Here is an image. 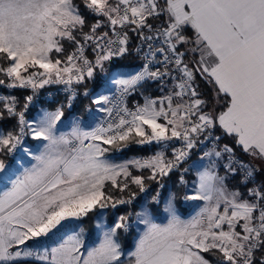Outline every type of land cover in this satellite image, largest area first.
<instances>
[{"label": "snow or ice", "instance_id": "obj_1", "mask_svg": "<svg viewBox=\"0 0 264 264\" xmlns=\"http://www.w3.org/2000/svg\"><path fill=\"white\" fill-rule=\"evenodd\" d=\"M88 16L94 23L84 31ZM154 19L162 23L153 25ZM130 32L147 45L138 49L144 63L134 73L113 75L116 96L93 97L96 111L105 114L100 123L86 129L76 120L61 132L64 104L26 119L49 85H63L71 107L74 85L126 54ZM197 75L222 104L208 107ZM149 81L161 91L171 87L128 108L126 97ZM0 87L31 93L23 104L0 94V121L16 122L0 129V264H213L205 254L215 264H264V182L256 183L254 165L235 160V149L220 147L221 136L212 134L220 129L245 155L264 162V0H0ZM27 138L40 143L36 152ZM130 143L158 150L119 164L109 159L113 148ZM206 143L212 147L192 165L196 179L185 196L202 202L190 219L178 215L170 194L167 223L154 222L144 209L138 214L144 231L127 254L118 239L129 228L127 216L91 248L75 231L55 247L28 246L97 208L131 203L117 193L132 185L144 192L146 180L179 170ZM17 152L30 166H17ZM225 159L226 174L243 171L245 191L229 189L227 175L219 174ZM133 168L150 174L134 175ZM153 200L159 203V194Z\"/></svg>", "mask_w": 264, "mask_h": 264}, {"label": "trees", "instance_id": "obj_2", "mask_svg": "<svg viewBox=\"0 0 264 264\" xmlns=\"http://www.w3.org/2000/svg\"><path fill=\"white\" fill-rule=\"evenodd\" d=\"M77 3H79V0H77ZM92 18L90 16L87 17V23L86 26L84 28V31H87L89 25L91 24ZM152 22L156 23L158 21L162 22V19H154L151 20ZM129 51L124 54L123 56L120 57H116L114 59H112L109 62L105 63V69L106 72H100L99 70H97V73L95 75V77L93 79H89L86 80L83 84H81L82 88H88L90 87L92 90H95L96 88H100L102 87L106 81H107V77L109 76V74L112 71H116L118 69L121 68H128V67H136V68H140L141 66V62L136 54V52L134 51V43H135V37L134 34L131 33L129 36ZM69 51H71V46H68ZM186 61H188L186 59ZM196 83L198 85V91L201 94V98L204 99L205 101L208 102V107L212 108L214 106H218L220 104L223 103V100L220 98L216 97L215 91L213 89V86L210 85L209 83H207L206 81H204L200 76L197 75L196 77ZM157 84L158 83H150V84H146V86L144 87V89H142L143 94H150L151 96H154L156 94L157 91ZM0 91H2L3 93L7 94V93H11L13 95H15L21 102V104H23L24 101V97L28 95V91L25 90H12V91H6L5 89H0ZM40 103V106H46L49 109H53L55 108V106L57 104H64L65 108H64V113L67 114H77L85 119H89V126L86 127H93V125L95 124V120L89 116H87L85 114V107L90 105V98L89 96H81L79 97L78 101L73 104L71 107H68L67 104L61 99V98H55L52 100H40L38 102V104ZM37 104L33 107L32 110H29L26 112V116H32L36 109ZM15 120H3L0 121V128L4 129V130H10L13 129L15 126ZM217 135L221 136V140L224 143H228L230 144L234 149H235V153L236 155L240 156L243 160H245L247 163H251L248 159V156L245 155L240 148L235 146V141L231 138V137H227V136H223L220 134V132L216 129L214 131ZM29 142H35L32 139H28ZM157 148L156 145H144V146H140L138 144L135 143H130L128 144L126 147L123 148L122 151H119V154L121 155H125V156H150L152 154V152ZM116 150V149H114ZM200 153V151H196V150H192L191 156L190 158L187 160L186 163H184L181 168L179 170L173 171L171 172L168 177L163 179L164 182V187L162 189V196L161 198L164 200V197L167 195L168 191H171L174 196H175V202L176 205L181 208L184 212H186L187 210H189L190 207H183L180 204L179 201V195L181 193V191L183 190V186L181 184L178 183V176L180 173H183L186 178H187V183L189 188L192 190V188L190 187V174H188V172H184L185 166L187 165L188 161H190L192 158L196 157L198 154ZM8 160L9 157L7 158ZM252 164V163H251ZM257 169L256 175H255V179L257 180L258 183L264 182V170L258 169L257 167H255ZM143 174L144 176H148L150 173L147 170H144L143 173H141L140 171H135L134 175H140ZM227 186L229 188H234V189H239L241 192L245 191L244 188V184H242L241 180H240V176L237 174H229L226 180ZM159 181H155V180H146L145 181V186L147 187V192L146 193H141V191L139 190V188L135 185L131 186V190L130 191H125L124 193H117V196L120 198H130L132 193L136 194V198H135V202L128 206V207H119L118 209H116L115 211H111V210H104L106 212L109 213H120L121 216H125L126 212L128 210L132 211L134 213L135 216V221L133 223V225L131 226V228L129 229V231H121L118 234V239L121 242V245H123L124 247L129 248L131 246V239H132V235L134 233V225L135 222L137 220V209H138V205L141 202V200L143 198H147V204L149 207H151L153 210H156L157 208H159V206H161V204L163 203V200L161 201V203L156 204L153 201V196L155 195V191L157 190ZM98 209V208H97ZM96 209V210H97ZM101 210V209H100ZM90 231H92V227L89 228ZM206 257L210 260L213 261V264H215V258L209 254H205Z\"/></svg>", "mask_w": 264, "mask_h": 264}, {"label": "built area", "instance_id": "obj_3", "mask_svg": "<svg viewBox=\"0 0 264 264\" xmlns=\"http://www.w3.org/2000/svg\"><path fill=\"white\" fill-rule=\"evenodd\" d=\"M92 18V17H91ZM94 23V20L92 18V21H91V24ZM150 23H152L153 25H160L162 22L158 21L156 23L150 21ZM90 24V25H91ZM89 25V26H90ZM88 31V29H87ZM131 32L129 33V36H130ZM134 34V37H135V43H134V51L136 52L140 62H141V66L143 65L144 63V60L142 59L143 57V52L141 51H138L139 48L143 47L144 50L146 51L147 50V45L146 44H143V42L141 41V39L135 34ZM145 34H149L147 32V30H145ZM88 55V57L90 59H94V55L93 53L89 50L87 51L86 53ZM120 57V56H119ZM116 58V57H113V59ZM187 62V61H186ZM140 66V68H141ZM138 68V70L140 69ZM116 74V71H112L109 76L107 77V81L106 83L100 87V88H96L95 90H92L90 87L88 88H82L81 85H74L75 87V91H76V96L75 98L72 100V103H71V106L73 104H75L79 97L81 96H89L90 98V105L86 106L85 107V114L91 118H93L95 120V124L93 125V127H95L98 123H100L104 117H105V114L104 113H100V112H97L96 109H97V106L95 104L92 103V100H93V97L97 96V95H100V94H105V95H109V96H116L117 95V90H116V86L113 85L110 81H111V78L113 77V75ZM150 83H154V82H145L141 87L137 88L135 92H133L131 95L127 96L126 97V104L128 106V108L130 109H133L137 104H143L144 102V98L147 97L148 95L147 94H143L142 92V89H144V87L146 86V84H150ZM155 83H158V82H155ZM0 89H5L3 87H0ZM6 91H12V89H5ZM16 90H20V89H16ZM85 91H87V95H85ZM31 94L29 91H28V95ZM57 99V98H61L67 105H68V93H66L64 91V86L63 85H49V86H46L43 90L40 91V93L38 94V96L34 99L33 103L30 105V107L28 108L27 111L29 110H32L33 107L38 104V102L40 100H52V99ZM108 106H111V105H108ZM89 109H91V113L89 112ZM35 116L34 114L32 116H26V119L28 120H32L34 119ZM213 136H220V135H217L215 132L212 133ZM28 139H31V138H27L24 142L26 144V142L28 141ZM219 146L222 147L223 145L225 144H228V143H224L221 139L219 140L218 142ZM229 146H231L230 144H228ZM212 147V144L211 143H206L205 145H198L197 148L193 149V150H196V151H202L204 148H211ZM232 147V146H231ZM171 155V150L169 149V156ZM9 159L10 161L12 160V157L9 156ZM19 159H20V152H17L16 155H15V160L17 163H19ZM234 159L237 160V161H244L245 163H247L245 160H243L240 156L236 155L235 153V156H234ZM224 163H226V159L223 160ZM176 171V170H174ZM170 174V173H169ZM182 173L179 174L178 176V183L181 184L183 186V190L181 191L180 195H179V201H180V204L183 206V207H190L192 205H194L195 203H197V201H188V200H185V196L191 192L192 190L189 188L188 186V183H187V178L186 176L184 175V181L185 183H181L180 182V176H181ZM237 175L240 176V180L243 183L244 181V173L243 171H240L238 170L236 172ZM168 177L167 176H164L162 178H159V184H158V187H157V190L155 191V196H157V194H159V203H161V201L163 200L161 198L162 196V189L164 187V182H163V179ZM254 180L256 183L257 180L255 179L254 177ZM145 191L144 192H141V193H146L147 192V187L145 186ZM135 198H136V194H135ZM135 198H132V195L131 197L129 198H123L125 200H128V199H131V203H125V204H120V205H117L115 208L109 206L103 210H111V211H115L116 209H118L119 207H128L130 205H132L135 201ZM154 201V200H153ZM156 203V202H155ZM158 204V203H156ZM125 216H127L129 218V228L128 230L126 231H129V229L131 228V226L133 225L134 221H135V216H134V213L130 210H128L125 214Z\"/></svg>", "mask_w": 264, "mask_h": 264}, {"label": "crops", "instance_id": "obj_4", "mask_svg": "<svg viewBox=\"0 0 264 264\" xmlns=\"http://www.w3.org/2000/svg\"><path fill=\"white\" fill-rule=\"evenodd\" d=\"M181 50H183V49H181ZM186 59L189 61V60H191V57H186ZM157 87L158 88H157L156 94L153 97L165 95L166 89L171 87V83L169 82L166 85L165 91H161L159 83L157 84ZM148 96H151V95L148 94ZM217 130L221 134L220 129L217 128ZM208 149L209 148H204L196 157L197 158L201 157L202 153L204 151H207ZM157 150L158 149L156 148L152 152V154ZM194 158H192L190 161H188L187 165L185 166V168L188 169V171H187L188 174H190V185L193 184V177L196 174L195 168L192 167L193 164L190 163ZM248 159L254 165V167H257L258 169L264 170V162L254 161L249 156H248ZM8 161L10 162V160H8ZM29 161L30 160L26 159V157L24 155L21 156V154H20V159H19V163H17V166H19V167L30 166ZM220 163H221V167L219 168V171L225 170L222 166L224 164V162L221 161ZM228 175L229 174H227V177H228ZM142 202H144L143 199L139 203L137 211H139V208H140V205H142ZM119 215H121V214L117 213V212H115V213H109L108 212V215L106 214V216H102V215H99L98 212L93 211V212L89 213L87 217H83V218L77 220V224H75V222H73L69 228H58L57 230H54L53 233H51L49 235L51 237L49 239H48V237L47 238H41L40 243L38 242L39 240H31V241H28L27 243H28L29 247L41 246L43 248H51V247H55L57 245V243H60L62 241V239L67 238L68 234H72L73 231H75V232H82V239L84 241L85 248L86 249L91 248V247H94L99 242V237H100L99 235L104 230H106L109 226H111L113 224V222L118 217H120ZM137 215H138V212H137ZM101 217H102V219H101ZM138 223H139V221H138V216H137V220L135 222L134 229ZM90 227H92V231H90V229H89ZM83 250L84 249H82V251Z\"/></svg>", "mask_w": 264, "mask_h": 264}, {"label": "rangeland", "instance_id": "obj_5", "mask_svg": "<svg viewBox=\"0 0 264 264\" xmlns=\"http://www.w3.org/2000/svg\"><path fill=\"white\" fill-rule=\"evenodd\" d=\"M138 68L136 67H128V68H121V69H118L116 73H120L122 75H127V74H130V73H134L135 71H137ZM0 94H5L3 93L2 91H0ZM48 109V110H52V109H49L47 108L45 105L44 106H40V103L37 104L36 106V111L34 113V116L35 118L34 119H38L39 117V113H40V110L41 109ZM54 109V108H53ZM76 120H79L80 124H81V127H88L89 126V122L88 120L89 119H85L77 114H65L64 115V118H63V123L62 124H59L58 127L60 129L61 132H67L70 130L72 124L74 121ZM2 129V128H0ZM26 144L34 151L36 152L39 148H40V143L38 141H35V142H29L27 141ZM115 148L112 149V151L108 154L109 155V159H111L113 162L119 164V163H123L125 161H129V160H132L134 158H143V157H146V156H125V155H121L119 154V151L118 150H114ZM21 156L24 155L22 152H20ZM26 159H29L28 157H26ZM200 157H195L190 163L191 164H194V162H197L199 161ZM196 170V169H195ZM135 171H139L135 168L132 169V172L133 174L135 173ZM219 174L224 176V175H227L225 170L223 171H219ZM196 179V174L194 175L193 177V182L194 180ZM2 187V186H0ZM191 187V185H190ZM229 189H234V188H229ZM170 194H173L171 191H168L167 192V195L164 197V200H163V203L161 204V206H159V208H157L156 210H153L151 207L148 206L147 204V199L146 198H143V201L142 202V205H140V208H139V211L138 214H141L142 211L144 209H147L154 222L156 223H160V224H163V223H167V213L165 212V207H166V201L169 197ZM146 202V203H145ZM174 204H175V208H176V211L178 213V215L182 218V219H190L192 216H194L198 211H199V206L200 204H202V202H197L195 203L194 205L190 206L189 210H187L186 212H184L181 208H179L177 205H176V202L174 200ZM95 212H98L99 215H102V216H106V214L108 215V212L104 211V210H100L99 208L97 210H94ZM121 216V215H119ZM138 216V221L139 223L137 224V226L135 227L134 229V233L132 235V239H131V246L129 248L127 247H124L123 245L122 246V249L125 251V253L127 254L128 252L134 250V247H135V244L136 242L138 241L140 235H142L143 231H144V224H142L140 222V216ZM102 219V217H101ZM102 221V220H101ZM75 222V224H77V221H73ZM100 237L102 236V233L99 235ZM99 237V239H100ZM51 238L50 236H48V239ZM39 243L41 242V240L38 241ZM120 242V241H119ZM121 243V242H120ZM59 244V243H57ZM41 247V246H39ZM43 248V247H42Z\"/></svg>", "mask_w": 264, "mask_h": 264}]
</instances>
